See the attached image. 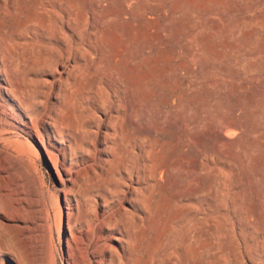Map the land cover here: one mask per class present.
Returning <instances> with one entry per match:
<instances>
[{
    "label": "rangeland",
    "instance_id": "obj_1",
    "mask_svg": "<svg viewBox=\"0 0 264 264\" xmlns=\"http://www.w3.org/2000/svg\"><path fill=\"white\" fill-rule=\"evenodd\" d=\"M62 10L64 20L86 23L78 45L86 60L67 65L72 77L60 87L64 90L52 83L41 86L43 77L22 65L44 50L56 53L54 45L45 46L37 21L50 17L45 29L52 33L57 29L52 19ZM0 33L18 41L16 78L28 106V112L10 107L0 90L4 264H13V258L25 264L72 263L79 239L96 235L99 224L119 208L96 189L84 193L85 185L72 191L59 165L60 144L39 124L50 108L59 116L70 113L81 125L94 97L111 111L118 141L130 135L124 146H134L138 140L129 128L134 124L152 156L147 165L164 171L161 187L144 193L150 208L131 237L130 264H264V0H16L0 17ZM88 80L95 82L92 91ZM110 143L96 145L98 151L113 148ZM90 144L92 137L73 153L75 173L111 160ZM132 156L130 165L140 166Z\"/></svg>",
    "mask_w": 264,
    "mask_h": 264
},
{
    "label": "bare ground",
    "instance_id": "obj_2",
    "mask_svg": "<svg viewBox=\"0 0 264 264\" xmlns=\"http://www.w3.org/2000/svg\"><path fill=\"white\" fill-rule=\"evenodd\" d=\"M15 1L16 0H0V17L3 16V13L8 8L12 7V5L15 3ZM64 11L63 10L61 11L62 15H60L58 13L59 16H54L53 17V19H52L53 22L52 23L55 24L57 29L55 31H53V32L51 31L52 33H49L48 29H45L47 27V24H48L49 20H50L49 19L50 17L48 18V17L44 16L42 19L37 21L38 22L37 23L38 24L37 29L40 32L45 34V37H44V40L46 41L45 42L46 43L45 46H47V44H51L52 46L54 45V47L56 48L55 49L56 53L53 54L52 52H49L47 50H44V52H42V53L41 52L40 53H36V54L32 53L34 55L30 56L26 60H24V63L22 64L24 67L26 66L29 69V71H33L36 74H39L40 76L43 77L41 79L39 78L40 79L39 80V84L41 86H44V85L46 86V84L52 83V85H55L57 88L62 87L72 77V71L67 68V65L69 63H74L75 65H78L80 62L86 60L84 55L78 53L80 51L79 48H81V47H79V46H81V45H79L80 42H81V39H80L81 38L80 37L81 28L83 29V25L86 24V23H83V25L81 26L79 19L71 21V22H69L70 18H69L68 21L64 20L65 19L64 17L66 16V15H64L66 11L65 12ZM69 15H71V14L69 13ZM93 17H94V12L87 18L88 19H92ZM67 19H68V16H67ZM84 19H86V18H84ZM88 25H90V23H87V26H84V27L86 28V27H88ZM91 27H92V25H91ZM49 29H51V28H49ZM92 30L94 31V29H92ZM92 30H91V33H93ZM33 33L30 34V35H33ZM67 33L70 35L71 43L75 47V49L73 48L74 49L73 54H71V52H70L72 47L69 45V42H67V40H66V38L68 36ZM25 37H26V35H25ZM25 37H24L23 40H25ZM40 38H41V36H40ZM40 38H37V40L39 41ZM34 39H36V38H34ZM23 40H20V41L22 42ZM41 41H42V39H41ZM17 42H15V40L14 41L7 40L6 38H4V36H2V33H0V90L7 96L8 99H10V102H11L10 103V107L15 106V107H18V109H20V110L23 109V110L28 112V109H27L28 106L26 107V105H25L27 103L26 100L24 99L25 96L23 97V94L25 93V91L23 92L21 90L22 87H20V84L18 83V80L16 78V75H18V70L21 68V67L19 68L20 65H18V61L19 60H18L16 49H18L19 46H18ZM90 42H91V40H90ZM42 43H44V41ZM21 44L23 46H25L23 43H21ZM29 44H31V43H29ZM51 45H50V47H51ZM82 47L84 48V46H82ZM41 48H44V46H42ZM23 49H25V48H23ZM53 49H51V50H53ZM20 50H22V49H20ZM29 50H31V48L28 49V51ZM87 52L88 51H86V53ZM89 54H88V56H89ZM90 55H92V54H90ZM21 57H22V55H21ZM89 57L91 58V56H89ZM93 61H94V59H93ZM71 67H73L72 64H71ZM84 67H85V65H84ZM105 69H107V68H105ZM87 71H88V69H87ZM102 72H104V71H102ZM24 73H23L22 78L24 77ZM83 73H85V72H83ZM28 75H29V73H28ZM86 75L88 76L87 73H86ZM95 75H96V73L94 74V76ZM105 75H106V73H105ZM105 75H102V76H105ZM91 76L92 75H90V77ZM102 76L100 75V77H102ZM100 77L98 79H100ZM29 78H31V77H29ZM106 78H108V77H106ZM26 79H28V78L26 77ZM76 81H78V80H76ZM30 82H32V81H29V83ZM80 82L82 83L83 81H80ZM73 83H75V82L73 81ZM76 83H75V85H76ZM94 83L92 84V82L89 81V82H87V84H89V85L88 86L85 85V86L89 87V90L92 91V90H94L93 89ZM110 84L108 83L107 85H110ZM75 85L72 84L71 87H73V86L75 87ZM79 85H80V83H79ZM101 85H103V84H101ZM67 86H68V84H67ZM83 86H84V84H83ZM69 88H70V84H69ZM105 88H106V85H105ZM111 88H109V89H111ZM61 89L62 88H60V90ZM66 89L68 90V87ZM74 89H76V88H74ZM83 89H80L79 91H81ZM62 90H64V89H62ZM70 90L72 91V88ZM95 90L97 91L99 89H95ZM107 90H108V88H107ZM114 90H112V91H114ZM31 91H32V89H31ZM30 93H33V92H30ZM40 94H41V92H40ZM43 94H44V92H43ZM77 94H78V92H77ZM113 94H115V92H113ZM44 95H46V93ZM56 95H57V93H56ZM67 95H69V94L67 93ZM62 96H64V95H62ZM82 96H81V98H82ZM113 96H115V95H113ZM116 96H118V94ZM91 97H93V96H91ZM55 98H57V97H55ZM81 98H79V99H81ZM106 98L110 99L107 96L105 97V99ZM70 100H72V99H70ZM89 101H90V103H91V101H93V102L91 103V106H90L91 108L89 107L87 109L88 112H89L88 113L89 116L87 118L88 120L87 121H82L81 120L82 121V122L80 121L81 125L79 124V121L76 118L74 119V118H72L70 116L71 115L70 113H68V115H66V116H64V115L63 116H59V113H58L59 111L57 112L56 110H50V108H49V111L46 112L44 118L40 119V121H39V124H41L42 127L45 129L46 136H48V138L52 137L53 139L57 140L58 143L60 144L56 148L58 156H60L59 165H60V168H61L64 176L66 177V180L70 183L72 191H73L74 188L78 187V184H82V185H85V186H83V187H85L84 191H83L84 193H86L88 191H91L93 189H96V190L102 192L103 194H105L110 200H114L115 202H117L119 204V208L116 211H114L112 214H110L106 219L104 218L105 220H103L99 224L98 232H97L96 235L94 234L95 236L94 235L93 236H89V235L86 234L85 236L82 235L84 238H82V239L78 238L79 241L76 243L75 253H73L74 254V259H73V261L71 260L72 263H69L67 261V264H130V260H131V256H132V249H131V246H130L131 237L133 236L135 227L142 220L143 215L145 216V214L147 213V211L150 208V202H149L148 196L152 193L153 190L159 189L161 187L160 180L162 178V175H163L164 171H161L160 169H162V168L159 169L158 165L156 166V165L153 164L150 167L147 165L148 162L152 161L150 159L152 156L149 157L146 154L147 153L146 152V148L147 147L145 148V146H144L145 144H143L144 140L142 139L143 142L141 141V137H140L141 135L139 134V131L133 126L134 124L133 125L130 124L129 128H131L132 132L135 134V137L137 138V140L139 142L138 141H137L138 143L137 142L136 143L133 142V144H134L133 147H129V146L126 147L124 145L127 144V142H128L127 139L130 138L131 136L130 135H129L130 137L127 136L128 137L127 139H125V136H121L126 141H124L123 139H120L121 141H118L120 135H117L116 127L111 123V120L113 119L112 118L113 115L111 114V111H109V113H107V111L104 110V107H105V106L103 107L104 104L102 105L100 103V101L98 100V98L94 97V100H89ZM108 101L110 102V100H108ZM111 101L114 102V100H111ZM60 102H61V100H60ZM64 103L66 104V102H64ZM81 103H79V104H81ZM87 103L85 102L84 104H87ZM53 105H55V104H53ZM60 105H62V104L60 103ZM76 105L78 106V104H76ZM118 106H119V104H118ZM52 108H54V106ZM112 108L113 107H111L110 109H112ZM68 109H70V108H68ZM77 109H78V107H77ZM47 110H48V108H47ZM82 110H84V109H82ZM116 110H118V108ZM8 111H10V110H8ZM33 111H35V110H33ZM43 111H44V109H43ZM11 112H13V111H11ZM62 112H61V115H62ZM76 112H78V111H76ZM98 112H100L102 114V117L99 116L98 114H97L98 116L96 115V113H98ZM43 114H41V115H43ZM15 116H17V114ZM28 119H29L28 124L30 126H32V127L35 126V124L33 125L34 122H33V119L30 117V115H29ZM118 119H120V117ZM28 124L23 123V125H25V126H27ZM89 137H92V141H93V144L92 145L90 144L92 146V150L95 153L96 152H99V154H101V153L103 154L104 153L108 158L111 159L110 160L111 162L109 160L106 161V160L102 159V160L99 161L97 159L98 163L96 165L89 166V168H87L86 171L84 170L85 171L84 174L80 175L79 173H75V171L72 169V163H71L72 160H71V158H72L73 153L79 152V149H80L81 145H84ZM67 138L72 140L74 142V144L72 142L73 145H70V142L65 140ZM108 142H112L114 147L113 148L107 147L105 150L101 151V149H100L98 151V149H97L98 145L99 146H103V145H106ZM152 148L154 149V147H152ZM133 149H136V153L133 151ZM129 153H131L133 156H135L136 159L138 161H140L142 164L140 166H138V167H136L134 164L130 165V163H129L130 161L128 162ZM80 154L82 155V152ZM149 155H151V154L149 153ZM88 159H87L88 161H93V159H91L90 155H88ZM157 164H158V162H157ZM98 171H99L100 175H98ZM165 172H166V170H165ZM164 175L167 176V174H165V173H164ZM168 175H169V173H168ZM99 176L101 177V179H98ZM167 179H169V178H167ZM206 184H208V183H206ZM166 185H167L166 188L171 189L170 188V187H172L171 183H168ZM79 190H80V188H79ZM79 193H80V191L78 192V194ZM144 193H148L149 195L146 197ZM158 193H159V191H158ZM108 198H107V200H108ZM72 199H74V198H72ZM81 199H82V196H81ZM107 200H105V202H107ZM70 207H71V205H70ZM68 208H69V206H68ZM68 208H67V210H69ZM67 212H70V211H67ZM82 236H80V237H82ZM66 243H68V241ZM134 251H136V250H134ZM252 252H250V253H252ZM250 257H251V255H250ZM257 258H258V255H257ZM254 259H255V257H254ZM6 260H7V258H6ZM13 260H14L13 264H25V262L20 260V259H16L15 260V258H13ZM38 263H40V262L38 261ZM260 263L262 264V262H260ZM0 264H4V262H3V260L1 258H0ZM40 264H46V263H45V261H41Z\"/></svg>",
    "mask_w": 264,
    "mask_h": 264
}]
</instances>
